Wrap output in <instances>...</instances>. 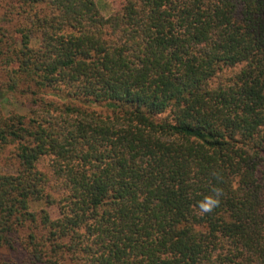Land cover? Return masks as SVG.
Listing matches in <instances>:
<instances>
[{
    "label": "trees",
    "instance_id": "1",
    "mask_svg": "<svg viewBox=\"0 0 264 264\" xmlns=\"http://www.w3.org/2000/svg\"><path fill=\"white\" fill-rule=\"evenodd\" d=\"M4 1L0 264H264V0Z\"/></svg>",
    "mask_w": 264,
    "mask_h": 264
},
{
    "label": "rangeland",
    "instance_id": "2",
    "mask_svg": "<svg viewBox=\"0 0 264 264\" xmlns=\"http://www.w3.org/2000/svg\"><path fill=\"white\" fill-rule=\"evenodd\" d=\"M96 2L101 13L105 17H110L122 4V0H96ZM4 3H5L4 0H0V27L6 26L8 28H11L13 24L7 22L4 18H2V15L4 13L2 5H4ZM6 96L8 98L5 100L3 97H0V105H4L8 111H15L21 114H27L29 112V108L31 106L30 98L21 97L20 95L15 97L13 95L9 96L8 94H6ZM98 109L100 110L101 108ZM6 156L7 155H0V172L6 174L13 173L15 172V169H13V167L8 165L9 162L6 160ZM46 208L48 207L44 202H34L31 205V209L33 211H37V210L39 211ZM50 211L53 213L52 215L54 217L57 216L58 211L56 208L50 209Z\"/></svg>",
    "mask_w": 264,
    "mask_h": 264
},
{
    "label": "clouds",
    "instance_id": "3",
    "mask_svg": "<svg viewBox=\"0 0 264 264\" xmlns=\"http://www.w3.org/2000/svg\"><path fill=\"white\" fill-rule=\"evenodd\" d=\"M221 195V190H214V194L211 196H206L202 201L199 202L198 207L201 213L211 212L219 204V197Z\"/></svg>",
    "mask_w": 264,
    "mask_h": 264
}]
</instances>
